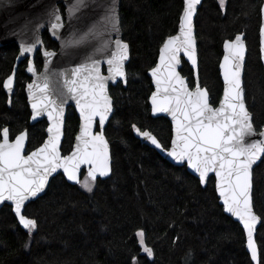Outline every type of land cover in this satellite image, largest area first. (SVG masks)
Instances as JSON below:
<instances>
[{"label":"trees","instance_id":"1","mask_svg":"<svg viewBox=\"0 0 264 264\" xmlns=\"http://www.w3.org/2000/svg\"><path fill=\"white\" fill-rule=\"evenodd\" d=\"M262 2L225 0L222 6L220 0H203L196 16L199 78L214 106L223 93L219 65L224 42L245 34L244 87L257 131L264 128ZM183 8L184 0L121 1V27L130 45V60L127 85L119 82L110 89L114 112L105 134L111 145L112 173L97 179L91 192L61 174L53 177L45 194L25 208V214L36 221L31 231L21 227L12 206L5 204L0 209V264H254L243 227L220 203L216 179L211 177L203 187L186 165L168 161L142 142L133 128L150 131L166 149L171 144V121L151 112L153 85L148 72L156 65L162 44L177 33ZM43 38L48 48H57L48 31ZM18 53L16 43L0 47V141L5 127L11 138L27 129L31 150L44 141L47 121L31 123L25 91L31 80L25 71L27 60L19 64L12 97L4 89ZM36 64L42 66L39 52ZM181 72L194 86L195 72L185 59ZM79 124L70 107L63 154L72 150ZM86 176L84 171L82 181ZM253 196L261 216L257 241L264 264V157L254 170ZM140 230L152 258L139 243Z\"/></svg>","mask_w":264,"mask_h":264},{"label":"snow or ice","instance_id":"2","mask_svg":"<svg viewBox=\"0 0 264 264\" xmlns=\"http://www.w3.org/2000/svg\"><path fill=\"white\" fill-rule=\"evenodd\" d=\"M200 0H185L186 7L180 23L179 36H171L163 44L160 53V64L151 69L156 79L157 91L151 100L154 112H168L175 122L176 138L172 140V148L168 154L176 161L187 160L188 164L199 173L204 181L209 172H215L220 177V195L224 198L226 210L237 216L247 230V247L254 261H258V249L253 241V229L259 219L253 212L251 201V170L253 164L264 156V140L245 142V137L256 135L252 115L247 110L241 87V65L244 59L245 47L241 36L235 41L225 42L229 53L224 56L221 67L224 70V80L227 87L224 99L218 109L210 106L207 89H202L197 80L195 90L190 91L183 77L176 71L179 63L178 54L183 51L192 64H196L195 40L192 35V16ZM225 0H220L223 6ZM52 27L59 28L60 17H56ZM118 23V20H117ZM115 27V25H114ZM183 37V39H181ZM115 51L108 55L106 63L109 66L108 77L100 73L101 60L92 59L88 64H81L73 70V78L63 75V86L73 94L83 118L81 133L77 137L75 151L62 157L59 151L61 126L63 123V103L52 98V89L47 74L41 84H29L32 97L33 119L47 113L52 126L48 140L40 148L25 156L24 146L27 132L15 137L9 142V129H2L0 142V203L12 201L15 213L20 223L29 231L34 230L36 221L22 214L24 202L35 197L43 190L48 176L58 168H62L69 180H75L91 192L97 175L108 176L111 172L108 142L103 131L93 134L92 128L99 118V125L104 122L112 109L111 97L107 93V80L126 77L124 62L128 59V44L115 40ZM34 46L23 48V52L33 51ZM46 56L54 53H45ZM161 69L164 78L161 79ZM35 73L34 65L27 69ZM82 82L78 83V77ZM14 74L9 76L4 87L11 90ZM91 81V86H87ZM126 83V79H125ZM163 85V87H162ZM177 85L179 87H177ZM166 93L160 98V93ZM39 93V95H37ZM174 93L175 95L169 94ZM136 132L149 140L157 148L162 145L149 131H141L133 125ZM264 137V131L259 132ZM82 164H87V176L81 182L78 173ZM144 252L152 255V249L144 244L145 233H137ZM27 246V245H26Z\"/></svg>","mask_w":264,"mask_h":264},{"label":"water","instance_id":"3","mask_svg":"<svg viewBox=\"0 0 264 264\" xmlns=\"http://www.w3.org/2000/svg\"><path fill=\"white\" fill-rule=\"evenodd\" d=\"M122 0H0V47L5 46L11 43H16L19 47V53L16 58V62L14 64V68L12 73L9 76H12L14 74V81L13 86L11 90L4 87L7 94L12 97L15 85H16V78H17V70L19 67V64L27 60V66L25 68L26 73L31 77V80L26 84L25 91L27 95V101L28 105L31 111V123L35 124L41 120L47 121V128H46V137L44 141L35 149L27 152L28 147V140H29V134L28 130H25L27 132V139L25 141L24 146V152L23 154L25 156L29 155L32 151H35L36 149L43 146V144L48 140L51 133L48 132V128L52 126L53 121L50 120L47 116V113H43L41 116L37 117L35 120L32 118L34 115V110L32 108V97L30 96L28 85L29 84H41L43 81V78L45 74H47L50 88L52 89V98L59 101H64L63 103V123L61 126V138H60V144H59V151L62 157L69 156L75 151V146L77 144V137L81 133V128L83 126V118L80 113L79 106L77 105L76 99L74 98L73 94H70L67 92V89L63 86V75L67 74L69 79L73 78V70L77 67H79L81 64H88L91 62L92 59H98L101 60L100 64V73L104 77H108L110 75L109 73V66L106 63V59L109 54L115 51V40L119 39L127 43L123 38V31L121 27V19H120V6H121ZM203 0H200V3L196 5L195 13L192 16V35L195 40V56H196V64L193 65L191 60L188 58V56L181 51L178 54L179 63L176 65V71L179 73L181 77L184 78L186 84H187V77L183 76V74L180 71L182 61L185 59L190 66L193 68L195 72V79L196 82L198 80L199 86L204 89H207L208 92V101L210 104V92L207 87H203L199 78V52H198V40L196 35V16L198 13V10L202 4ZM60 4H63L65 7L64 14L61 11ZM186 7L185 0H184V8L180 16V22L178 26V31L175 35L172 36H179L180 34V23L183 16L184 9ZM60 17L59 23L62 25L59 28H53L52 25L55 24L56 17ZM118 20V23H117ZM115 25V27H114ZM48 31L50 37L57 42V48H48L45 44L43 35L44 32ZM241 36L242 42L245 47L244 52V59L241 65V87L243 90V99L245 102V105L247 107V110L251 113V111L248 108L247 102H246V94H245V87H244V77H245V66L247 62V55H248V45L247 41L245 39V35L243 34H237ZM236 35V36H237ZM235 36V37H236ZM171 37V36H170ZM235 37L233 39H228L227 41H235ZM169 38V37H168ZM167 38V39H168ZM165 40V42L167 41ZM183 39V37H181ZM164 42V43H165ZM224 42V45H225ZM163 43V44H164ZM128 44V43H127ZM163 44L159 51V56L157 59L156 65L153 67H157L160 64V53L161 49L163 47ZM32 45L34 46L33 51L31 52H23V48L26 46ZM223 45V55L220 61V75L223 82V93L221 100L219 104L216 107H213L211 104L210 106L214 109H218L221 105V102L224 99V92L227 87V84L224 80V70L221 67V65L224 63V56L228 55L229 53L226 51L225 47ZM129 46V44H128ZM40 52L41 58H42V67L41 70H38V67L36 65V56L37 53ZM45 53H54V55L46 56ZM128 59L124 62V70L126 73V77H118L115 80L108 79L107 80V93L111 97V104L112 109L108 116V119L104 122L103 128L101 129L99 125V118H96L95 123L93 124L92 133L96 134L99 133L101 130L103 131L104 137L108 142V152L110 156V167L111 172L108 176L112 173V152H111V145L109 143V140L105 134L106 127L113 115L114 112V99L111 95V86L117 85L119 82L123 83L125 86L127 85L128 80V73H127V63L130 59V47L128 48ZM260 55L261 60L264 65V0L262 2L261 6V26H260ZM30 65L35 66V73L29 72L27 69ZM153 85V91L150 95L149 102L151 106V112L154 117L158 116H164L168 118L173 127V134L171 139V144L169 148H157L155 145H153L149 140L142 137L136 132V135L141 139L142 142L152 146L153 148L157 149L168 161L175 165L179 166H185L196 177L200 179L199 173L195 171L187 162V160L184 161H176L173 157H171L168 152L172 148V140L176 138V130H175V122L172 119V116L168 112H154L153 111V105H152V94L157 91V85H156V79L152 76L151 70L148 72ZM161 79L164 78V69H161ZM8 76V77H9ZM7 77V78H8ZM5 79V81L7 80ZM78 83L82 82V76L76 78ZM126 79V83H125ZM195 82V85H196ZM5 83V82H4ZM195 85L191 87L187 84V87L190 91L195 90ZM87 86H91V81L88 82ZM163 87V85H162ZM177 87H179L177 85ZM172 95H175L174 93H169ZM39 95V93H37ZM166 93L161 91L160 98H162ZM69 107H73L79 116L80 124H79V130L75 137L72 150L67 153L63 154L62 152V145L63 141L65 139V129H66V121H67V115ZM252 115V113H251ZM253 120V115H252ZM254 124V123H253ZM255 127V126H254ZM8 128V127H6ZM9 129V128H8ZM256 129V128H255ZM23 131V132H25ZM148 131V130H146ZM264 131V128L261 130ZM256 130V135L245 137V142L249 143L254 140H264V137L259 135V132ZM150 132V131H149ZM22 133V132H21ZM20 134V133H19ZM17 134V135H19ZM2 135V133H1ZM16 135V136H17ZM155 136L154 134H152ZM15 136V137H16ZM15 137L12 139L11 134L9 132V142H14ZM158 140V139H157ZM159 141V140H158ZM2 142V138L1 141ZM161 144V143H160ZM162 145V144H161ZM264 156H262L259 160L256 161L255 164L252 166L251 170V201H252V209L254 214L259 218L254 226L253 229V241L257 246L258 249V261L260 264V247L257 241V231L261 224V216L257 213L254 205V170L259 165L261 160ZM90 166L87 164H82L78 173V178L81 181L82 175L84 170L88 173V168ZM63 175L64 178L74 185H79L75 180H69L67 177V174L63 171L62 168H58L55 172L51 173L48 178L47 182L43 188L42 191H40L35 197H30L28 200L24 202V206L22 208V214L25 212V208L28 203H30L33 200H36L38 197L45 194L47 191L49 184L53 177L57 175ZM108 176H100L97 175V179L99 178H107ZM214 177L216 179V192L219 197L220 203L223 205L225 212L230 215L234 220L240 223V225L243 227L246 235V248L248 253L251 256V251L247 247L248 243V237H247V230L243 226V222L235 216L233 213H230L226 210V205L224 204V198L220 195V177L216 175L215 172H209L207 178L204 181H201V184L203 187H205L208 183V180ZM9 204L13 208V213L16 216L18 222L19 217L15 213V204L12 201H5L3 203H0V209L5 205ZM28 217V216H26ZM30 218V217H28ZM31 219V218H30ZM21 227L23 225L20 223ZM24 228V227H23ZM26 229V228H25ZM252 259V256H251ZM254 264H258L257 261H254L252 259Z\"/></svg>","mask_w":264,"mask_h":264},{"label":"flooded vegetation","instance_id":"4","mask_svg":"<svg viewBox=\"0 0 264 264\" xmlns=\"http://www.w3.org/2000/svg\"><path fill=\"white\" fill-rule=\"evenodd\" d=\"M62 5H63V4H62ZM61 8H62L61 11H63V14H64V11H65V7H64V5H63V7L61 6ZM123 38H124V37H123ZM124 40H125V39H124ZM125 41H126V40H125ZM126 42H127V41H126ZM127 43H128V42H127ZM128 44H129V43H128ZM129 47H130V45H129ZM198 52H199V51H198ZM39 54H40V52H39ZM129 60H130V59H129ZM182 62H183V61H182ZM36 65H37V64H36ZM127 65H128V63H127ZM37 67H38V70H41V67H42V66H38V65H37ZM181 68H182V65H181ZM181 68H180V71H181ZM126 69H127V66H126ZM127 72H128V71H127ZM181 73H182V72H181ZM110 89H111V88H110ZM69 108H70V107H69ZM25 130H27V129H25ZM25 130H23V131H25ZM23 131H22V132H23ZM20 133H21V132H20ZM28 134H29V133H28ZM12 139H13V138H12ZM169 147H170V146H169ZM169 147H168V148H169ZM34 149H35V148H34ZM31 150H33V149H31ZM31 150H29L28 147H27V152H29V151H31ZM12 209H13V208H12ZM24 214H25V212H24ZM25 215H26V214H25ZM26 216H28V215H26ZM28 217H29V216H28Z\"/></svg>","mask_w":264,"mask_h":264},{"label":"rangeland","instance_id":"5","mask_svg":"<svg viewBox=\"0 0 264 264\" xmlns=\"http://www.w3.org/2000/svg\"><path fill=\"white\" fill-rule=\"evenodd\" d=\"M183 76H184V75H183ZM185 77H187V76H185ZM186 81H187V84H188V85H190V84H189V80H188V78H187V80H186ZM190 86H191V85H190ZM191 87H193V86H191ZM213 106H214V105H213ZM214 107H215V106H214ZM81 185H82V184H81ZM138 239L140 240V238H139V237H138ZM139 243H140V242H139ZM144 244H145V240H144ZM140 245H141V244H140ZM145 245H146V244H145ZM141 247H142V249H143V246H142V245H141ZM143 251H144V250H143ZM149 257H151V258H152V257H153V254H152V255H149Z\"/></svg>","mask_w":264,"mask_h":264},{"label":"bare ground","instance_id":"6","mask_svg":"<svg viewBox=\"0 0 264 264\" xmlns=\"http://www.w3.org/2000/svg\"><path fill=\"white\" fill-rule=\"evenodd\" d=\"M240 34H243V35H245L244 33H240Z\"/></svg>","mask_w":264,"mask_h":264}]
</instances>
